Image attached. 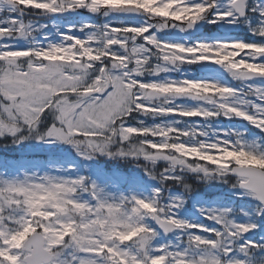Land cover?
<instances>
[{"label": "snow or ice", "instance_id": "snow-or-ice-1", "mask_svg": "<svg viewBox=\"0 0 264 264\" xmlns=\"http://www.w3.org/2000/svg\"><path fill=\"white\" fill-rule=\"evenodd\" d=\"M220 5L0 0V139L34 140L54 154L43 166L0 161L18 173H0V264H264V41L156 35L223 22L264 38V0ZM184 66L219 67L239 84L187 71L144 79ZM220 120L232 126L208 123ZM96 157L137 161L147 194L140 177L94 170ZM93 173L128 194L104 191ZM189 176L229 190L197 209L203 222L177 214L199 202ZM237 211L246 219L236 220Z\"/></svg>", "mask_w": 264, "mask_h": 264}, {"label": "rangeland", "instance_id": "rangeland-1", "mask_svg": "<svg viewBox=\"0 0 264 264\" xmlns=\"http://www.w3.org/2000/svg\"><path fill=\"white\" fill-rule=\"evenodd\" d=\"M255 0H250L248 2L249 7L253 6ZM221 7H223V1H221ZM81 18H87V16H82ZM105 18L103 17H99L96 18L94 20L95 23L100 24L103 23ZM250 19L252 21V23H255V14H250ZM53 21L47 23V22H41L44 24H49L51 25ZM65 21H59V20H55V23L57 26L63 24ZM202 31L204 30V32L202 33V35L198 36V37H192V32L190 31H184V32H179L175 29V31L168 36H163L162 32H156V35L158 37V39H165V40H169L171 42H181V43H192V41L196 38L205 40V41H216V40H244L246 42H258V41H264V38H260V37H254L250 34L249 30L247 27H245L244 24H224L223 22H221L220 24L217 25H212V24H208L207 22H202ZM18 43H22V42H18ZM187 71L188 73H190L191 75H195V76H199V75H205L208 76V78H217L219 79L221 82H229L231 83L233 86H238L239 82L238 81H231L230 77H228L227 73L222 69L217 67L211 74L209 73H200L196 70L195 66H184L180 69V71L177 72H168V73H164L161 74L160 77H152V76H146L144 77V79L146 80H153V79H163L165 76H171L173 78H179V76L181 75L182 72ZM140 119H144L142 117H139ZM191 119H199V118H191ZM158 122V121H157ZM146 123L151 124L153 123V121L151 119H147ZM210 123L212 128L217 127V125L224 127V126H232L230 124V122L228 121H215V122H208ZM210 134V133H209ZM34 146L37 147H32L34 150H41L42 152H48L49 148L52 146H42L40 144H38L37 142L34 143ZM66 146H61V148H64ZM31 148V150H32ZM73 155H75L73 153ZM127 161V160H124ZM135 161V160H132ZM95 159L92 163V168L95 169H100L102 170V172L104 173L105 177H128L124 174H119L118 172H116L115 170L112 171L110 174L104 172V169L101 168L100 166H97L95 163ZM42 165V164H41ZM43 166V165H42ZM140 171L137 170L135 174H138ZM0 173H2L4 176H8V177H12V176H16L17 170L15 169H11V168H4V169H0ZM80 175H88L87 170H82L80 173ZM132 177V176H130ZM138 177H140L143 181L144 184L146 186L145 189V194H147V185L150 183V181L145 178L144 176H140L138 175ZM93 181H95L98 186L103 189L106 192L115 194V195H120V194H128V187L127 185H118V186H106L103 182L102 179H98L96 177V175L93 173L90 177ZM147 179V180H146ZM201 185H208V186H217L215 187V189H219L220 191H222L224 193V195L222 196H228L229 194V190L227 185H218V184H202V183H198ZM234 199V198H233ZM243 200V199H242ZM218 201V200H217ZM217 201H208V200H204L201 199L199 197V202L198 203H193L192 201H189L187 204H185V206L180 209V211L177 213L178 216L183 219V220H187L189 222H203V218L200 216V213L197 211L198 208H207V207H213L215 205V203ZM244 201V200H243ZM189 204V206H188ZM240 207H243L240 205ZM239 208V207H238ZM237 214V213H236ZM235 216H238L236 215ZM236 220L239 221H243L244 219H246L245 217H235ZM205 223H210L208 221H205ZM193 231H198V230H193ZM251 235V234H249Z\"/></svg>", "mask_w": 264, "mask_h": 264}, {"label": "trees", "instance_id": "trees-1", "mask_svg": "<svg viewBox=\"0 0 264 264\" xmlns=\"http://www.w3.org/2000/svg\"><path fill=\"white\" fill-rule=\"evenodd\" d=\"M25 19L27 20L28 17H25ZM44 21L48 22L50 20L47 19ZM35 142L36 141L34 140H26L22 144H13L11 143V140L9 137L0 139V161H18L21 159H28V160L32 159L33 161H36L38 163H45V161H47L48 159L54 158V154L50 151L42 152L41 150H34L32 147H37V146H34ZM50 153H52L51 156H49ZM124 160L125 159H108L106 157H96L95 158V161L97 163L96 165L98 164L102 165L106 171H111L115 169L129 176L132 174L134 175L136 171L139 170L140 172L136 175L143 176V173L138 167L137 161H132V160L124 161ZM140 163H142V161ZM163 166H164L163 163H161L157 167L162 168ZM187 182L195 186L198 197H202L203 199L204 198L212 199V198L218 197V195L221 193L219 189H215V187L217 186H208V185L198 184L195 178L192 176L187 177ZM236 201H237L236 203L243 204L242 201H239V200H236ZM262 226H264V223H262Z\"/></svg>", "mask_w": 264, "mask_h": 264}, {"label": "water", "instance_id": "water-1", "mask_svg": "<svg viewBox=\"0 0 264 264\" xmlns=\"http://www.w3.org/2000/svg\"><path fill=\"white\" fill-rule=\"evenodd\" d=\"M82 14H86V13H82ZM46 18H53V17L42 16L39 19L40 20H43V19H46ZM53 19H56V18H53ZM202 27H203V25H202V22H201V24H199V25L196 26L195 30H187V31L192 32V35L193 36H197V35H199L200 33L203 32L202 31ZM173 31H174V28H171V29H167V30L163 31V33L166 35V34H171Z\"/></svg>", "mask_w": 264, "mask_h": 264}, {"label": "clouds", "instance_id": "clouds-1", "mask_svg": "<svg viewBox=\"0 0 264 264\" xmlns=\"http://www.w3.org/2000/svg\"><path fill=\"white\" fill-rule=\"evenodd\" d=\"M242 162L248 163V162H252V161L250 160V158H243Z\"/></svg>", "mask_w": 264, "mask_h": 264}]
</instances>
